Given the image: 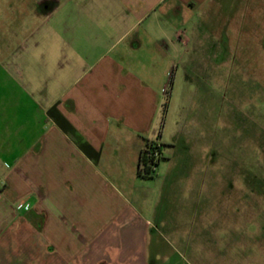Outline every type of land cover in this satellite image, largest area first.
I'll return each mask as SVG.
<instances>
[{"label": "crops", "instance_id": "1", "mask_svg": "<svg viewBox=\"0 0 264 264\" xmlns=\"http://www.w3.org/2000/svg\"><path fill=\"white\" fill-rule=\"evenodd\" d=\"M214 1L31 0L29 46L56 56L45 88L61 91L0 193V264H149L128 184L162 145L171 55Z\"/></svg>", "mask_w": 264, "mask_h": 264}, {"label": "rangeland", "instance_id": "2", "mask_svg": "<svg viewBox=\"0 0 264 264\" xmlns=\"http://www.w3.org/2000/svg\"><path fill=\"white\" fill-rule=\"evenodd\" d=\"M30 4L0 0V193L61 91L45 88L56 56L29 46ZM197 15L171 55L163 160L128 206L150 224L149 264H264V0Z\"/></svg>", "mask_w": 264, "mask_h": 264}, {"label": "trees", "instance_id": "3", "mask_svg": "<svg viewBox=\"0 0 264 264\" xmlns=\"http://www.w3.org/2000/svg\"><path fill=\"white\" fill-rule=\"evenodd\" d=\"M172 85V78L170 76L168 80V88ZM166 97H168L169 93L165 91ZM167 108V102L163 104V115H162V122L163 124V116L164 112ZM162 145L156 141H147L143 150L140 152L138 157V168H137V175L139 178L142 179H149L152 178L156 173V168L161 160H163L162 152H161ZM157 154V158L155 159L153 154Z\"/></svg>", "mask_w": 264, "mask_h": 264}, {"label": "built area", "instance_id": "4", "mask_svg": "<svg viewBox=\"0 0 264 264\" xmlns=\"http://www.w3.org/2000/svg\"><path fill=\"white\" fill-rule=\"evenodd\" d=\"M153 156H154V158H155V159L157 158V154H156V151H155V153L153 154Z\"/></svg>", "mask_w": 264, "mask_h": 264}]
</instances>
